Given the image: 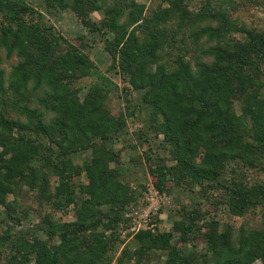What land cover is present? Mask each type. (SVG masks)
Returning <instances> with one entry per match:
<instances>
[{
    "label": "trees",
    "instance_id": "obj_1",
    "mask_svg": "<svg viewBox=\"0 0 264 264\" xmlns=\"http://www.w3.org/2000/svg\"><path fill=\"white\" fill-rule=\"evenodd\" d=\"M30 1L0 0V53L19 59L8 73L0 68V222L21 223L19 210L28 197L51 212L42 220L44 242L31 230L16 238L3 232L0 248L10 253L4 264H109L114 228L126 225V207L136 200L135 188L110 168L119 157L109 146L122 135L125 115L110 114L104 86H91L79 102L73 81L89 77L94 62L46 24ZM40 1L51 15L71 10L91 34L111 33L104 50L121 75L120 92L127 96L130 87L139 105L149 108L151 132L163 136L161 144L173 162L165 166L158 158L153 167L154 160L147 158L159 191L199 187V194L210 199L215 190H224L231 217L264 210V181L251 182L245 174L264 175V33L239 24L213 0L196 12L189 7L197 0H163L166 6L152 8L148 16L135 0ZM92 11L101 13L100 22L89 18ZM166 48L173 55L170 69L161 62ZM33 94L41 95L35 108L30 107ZM41 107L53 115L48 124ZM7 109L26 122L7 119ZM135 136L148 142L150 134ZM78 151L90 155L76 164ZM232 162L237 175L228 177ZM83 175L86 182L76 184ZM55 213L75 218L59 224ZM197 216L183 208L172 225L182 240L194 231ZM218 224L209 223L200 264H264V231L235 233L228 225L219 231ZM100 226L112 233L105 237ZM171 239V234L140 232L135 253L122 250L117 264L135 257L136 264H146L159 252L167 255V264H194L180 256Z\"/></svg>",
    "mask_w": 264,
    "mask_h": 264
},
{
    "label": "rangeland",
    "instance_id": "obj_2",
    "mask_svg": "<svg viewBox=\"0 0 264 264\" xmlns=\"http://www.w3.org/2000/svg\"><path fill=\"white\" fill-rule=\"evenodd\" d=\"M138 4H144L147 13L144 16L150 15L153 9L158 7H165L166 4L163 0H135ZM215 3H221V6L228 8L229 15L232 19L236 20L239 24H244L247 28L258 30L264 33V0H213ZM32 6L43 14L46 24L52 26L68 38L71 43L76 46H80L82 51L86 53L94 62L95 70L92 71L89 77L82 80L73 81V88H77L80 91L77 93L79 102H83L89 88L93 85L104 86L109 91L106 100V107L112 116L117 117L119 113L125 115V129L121 132L120 137L113 140L110 143V149L118 154V162L111 163L110 168L123 175L121 179L124 183H127L130 187H134L136 190V199L142 197L143 194L148 193V188L152 190L151 197H155L154 192H158V195L163 198V203L160 208V217L157 219V223L160 225L155 228L154 233L151 234H171L172 239L170 245L175 247L180 253V256L187 262L193 261L194 264H200L204 250L206 247V233L209 228V223L214 221L219 223V231L225 229L228 225L232 230L237 233L241 228L244 230H262L264 231V210L260 207L252 213L245 215L242 218L231 217L224 207L225 199H223L224 190H215L216 197L212 198L204 197L199 194V187H194L192 190H182L180 188H172L170 192H162L154 185L151 178L149 163L147 158L153 161L151 165L157 166L158 158H163L162 162L165 166H169L173 162L169 159L167 150L162 146V135H153L152 127L154 121L150 116V110L148 107L139 105V95L131 90L126 94L121 93L120 89L123 88L121 83V75L118 69L111 68L110 57L104 50V40L111 35L91 34L85 29L81 21L71 11L66 10L60 12L57 15H51L45 12L44 7H41L40 0H31ZM205 0H197L190 7L189 10L196 12L201 4ZM219 2V3H218ZM153 8V9H152ZM89 18L93 22H100L102 16L98 11H92L89 13ZM131 29V28H130ZM82 38V39H81ZM81 39V40H80ZM162 57L161 62L164 63L169 69L173 65V55L171 54V48H166L160 52ZM0 68L8 73L10 66L15 65L19 59L16 56L6 59L4 52L0 53ZM189 60V58H188ZM193 60V59H191ZM174 66V65H173ZM106 78V79H105ZM112 84H116L117 89L109 84L108 80ZM34 94L31 96L33 102L30 104L31 108L37 106V97ZM9 105V104H8ZM236 113L239 115V106L236 105ZM43 114V120L46 124L51 121L53 116L48 111L39 109ZM4 116L7 119L26 122V117L22 116L9 109L5 110ZM3 128L0 126V133ZM145 132L150 134L149 141H143V137L135 136L136 132ZM152 131V132H151ZM1 151V149H0ZM90 151H78L73 156L74 163H81L82 160L88 158ZM160 165V164H159ZM237 163L232 162L229 164L226 170V176H236ZM246 177L249 181L255 182L258 180L264 181V175L256 173L255 171H246ZM244 175V174H243ZM55 181V180H54ZM86 182L84 175L80 179H75V183ZM56 183V181H55ZM13 197L10 195L7 201H12ZM143 199V198H142ZM22 206L25 209H20L22 222L14 224L10 221L5 223L0 222V236L6 230L10 231V235L16 238L20 232L23 233L27 230H31V234L36 235L41 242L47 240L46 233L42 230V220L44 214L50 211L47 206L39 207L35 197H28L22 200ZM195 210L198 216L194 219L195 223L192 225L194 231L188 239L182 240L180 234H176L173 230V224L179 220V214L182 209ZM54 220L61 224L74 221L72 215H59L53 214ZM186 220V219H185ZM106 222V221H104ZM98 232H103L105 237H108L112 231L109 229H103L98 227ZM108 230V231H106ZM148 232V231H147ZM116 240L113 242L114 247L110 245L106 258L110 260L109 264H117L120 252L128 249L132 254L137 249V243L135 241L136 234H129L125 222H121L114 228ZM28 238V237H27ZM58 242V241H57ZM152 254V253H151ZM10 253L9 248L3 246L0 248V264H4L8 260ZM106 262V261H105ZM146 264H167V255L164 253H153L149 255V259ZM124 264H136V257L130 261H125ZM144 264V262H143ZM254 264H261L259 261Z\"/></svg>",
    "mask_w": 264,
    "mask_h": 264
},
{
    "label": "built area",
    "instance_id": "obj_3",
    "mask_svg": "<svg viewBox=\"0 0 264 264\" xmlns=\"http://www.w3.org/2000/svg\"><path fill=\"white\" fill-rule=\"evenodd\" d=\"M152 190L148 188V193L138 197L134 202L130 203L126 210L125 219L127 220V231L130 234H138L140 232L154 233L155 228L160 226L157 223L160 217V208L163 198L154 192L155 197H151ZM143 198V199H142Z\"/></svg>",
    "mask_w": 264,
    "mask_h": 264
}]
</instances>
